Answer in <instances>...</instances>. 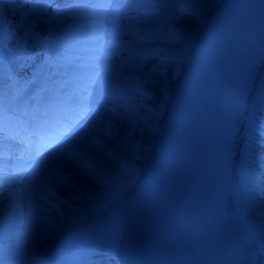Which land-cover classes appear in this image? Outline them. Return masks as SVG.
Wrapping results in <instances>:
<instances>
[{
    "label": "bare ground",
    "instance_id": "1",
    "mask_svg": "<svg viewBox=\"0 0 264 264\" xmlns=\"http://www.w3.org/2000/svg\"><path fill=\"white\" fill-rule=\"evenodd\" d=\"M174 2L178 3L180 0H174ZM254 2H256V0H212L210 4L191 6L193 9L203 10L196 13V18L192 15H185L181 18H177L171 11L172 5L164 6L154 4L151 3L150 0V2L126 4V8L124 9L127 11V15L119 17L112 22L106 21L103 25L104 31L100 33H97L93 26L87 23V16L85 19L82 18L77 20V18H71L65 15L62 18H56L50 25L46 26L43 23L38 25L35 31L37 35L42 36L40 43L36 44L34 41H29L28 47L23 53L19 51L23 37L22 30H20V38L17 39L15 45L12 44L13 41H6V48L3 53L4 65H8L10 62H20V66L24 64L30 68L38 69L39 72L43 71L47 75L48 80H53L58 75L63 77L66 71H71L72 68L80 66L81 61H83L85 57L90 53H95L94 50L97 47L98 37L104 41L103 51L109 53L107 43L112 37L109 35L108 30H114L117 26L124 29L116 35V40L119 44L128 45L133 48L139 46L140 48L138 49L143 50L158 48L163 54L160 59L165 61L164 65H168V68H166L167 79L165 81L166 94L161 93L160 86L158 85L156 88L152 89L153 95L150 97L134 95L135 102L148 109L147 111L140 112L143 121L138 125L140 130L136 133L134 141L129 140L126 143L123 142L121 138L124 136L123 129L127 128V123L111 118L110 121L112 125L117 126L116 128L121 129V131L118 136L110 137L114 143L109 144V148L106 146L101 150L102 152H111L114 154L112 157L104 156L106 162L102 160V162H105L103 167L106 168V172L103 173L101 168L97 166L93 174L89 175V169L86 165L88 160L90 158H95V156L91 154L88 157L83 156L80 160L81 171L79 174L71 173L65 178H61V183H64L63 186L59 188L56 184L54 188V190L57 189L56 194L64 199L73 197L71 200L72 209L60 204L57 200H53V203L57 204L65 213L67 210H73V207L75 205L77 206L80 201H84L88 203V206L81 205V207L78 208V213L90 215L93 210H96L104 203L108 202L107 200L109 199L110 192H114L115 189H118L121 183L126 184L128 180L137 177L143 169V163L147 155L150 153L154 135L156 132L160 131V121L162 117L160 113L164 110L165 105L172 97L173 90L178 80L181 78V70L184 68L183 64L189 61L190 57L193 56L194 47L190 45L196 37L197 39H201L202 34L209 29V38H203L205 47L201 62L199 63L198 69L195 71L194 77L198 82L199 94L209 80L210 67L212 64H210V62L218 52V48L227 32ZM17 6L18 4L13 2V0H0V12L5 13L6 18L10 21L13 18L19 19L18 16H15V9ZM19 11L24 10L19 9ZM50 15L52 16L53 13ZM129 16L133 19L129 20ZM146 23L152 25L159 24L166 30L171 29L173 25L177 27L183 26L185 31L179 34L174 40L170 41L164 38L167 36V31L150 35L149 31L145 29ZM130 26L132 28L131 31L128 30ZM49 27L52 29L51 33H49ZM176 53H178V55ZM128 55L129 51L127 47H118L115 49L114 53L109 55V59L117 60L118 64L125 68V61L128 59ZM29 56H34L35 58L29 60ZM154 62L155 64H153ZM143 63L144 71L147 72L158 63V59L156 57H147ZM8 68L4 67L3 70L0 69V80L7 75L6 71L10 70ZM263 73L264 68L262 74ZM115 76H120L115 83L117 87L114 91L117 93L126 92L130 86H133L131 84V74L129 72L126 71L120 74L112 71L107 74V77ZM140 79H143V76H141ZM2 83L4 82H0V84ZM106 83L113 86L111 81H106ZM147 88H151V86L147 85L146 89ZM110 97L114 99L113 96ZM121 97L123 98V102H121L117 108V112L126 111L124 94H121L120 98ZM118 101H120L119 98ZM154 101H156L157 104H155ZM196 116L194 120L190 117L187 120V124L192 123L191 126H194L197 123L199 113H196ZM84 124H86V122ZM100 128L103 129V127ZM105 132H107V130ZM88 139L91 138H86L85 140ZM67 140L69 142L70 137ZM103 141H105V139H103ZM189 142L190 139H188V144ZM129 146L131 150H128ZM58 152L65 159L72 155L71 152H68L67 149L62 147L53 152L52 155H56ZM115 156H119L120 160H117ZM41 165H44V163L41 162L38 167ZM5 167L11 169L13 165L9 164ZM63 168H67V160L61 161L57 165H48L47 172H58L59 175H62ZM69 170L72 171L73 169ZM0 172L6 175L5 170ZM117 172L121 173V177H112V174H116ZM179 173L180 171L175 172L166 186V202L167 211L169 213L177 207V201L180 197V180L179 177L176 176V174L179 175ZM241 179L242 181L238 180V185L244 181V177H241ZM66 180L68 182H66ZM97 183L99 185H97ZM65 184H69L71 187H64ZM82 184H86V186H82ZM4 204L7 205V199H4ZM48 210L50 213L54 212L51 208ZM6 211H9V207ZM2 217L3 213L0 212V219H2ZM248 223L242 221V224L245 226ZM259 223L260 219L258 221L253 220V224L259 226ZM248 226L249 225H247L246 231H248ZM245 239L258 248V242L253 243L248 237ZM257 239L259 240L261 238L258 237ZM30 242L31 244H29V247L33 248L34 245L37 246L33 240ZM104 264H119L116 254L114 252H109L107 261Z\"/></svg>",
    "mask_w": 264,
    "mask_h": 264
},
{
    "label": "snow or ice",
    "instance_id": "2",
    "mask_svg": "<svg viewBox=\"0 0 264 264\" xmlns=\"http://www.w3.org/2000/svg\"><path fill=\"white\" fill-rule=\"evenodd\" d=\"M13 2L19 4H39L41 7L15 12V16H18L19 19L13 18L11 21L6 18L5 13L0 12V69L2 70L4 68L3 53L6 48V41L12 42L19 39L20 30L23 31V37L19 51L23 53L27 49L29 41H34L36 44L40 43L42 36L37 35L35 29L41 23L46 26L50 25L57 17L65 16L69 13H77V18H80L79 14H85L88 18L87 23L92 25L97 33H100L104 31L103 25L106 21L112 22L119 17L127 15V11L119 7L120 5L144 3L150 2V0H18V2L17 0H13ZM61 2L71 4L72 7L60 8L57 6L50 8L53 15L49 17L48 12L43 6L59 5ZM151 3L164 6L172 5L171 11L177 18L185 15H192L196 18V13L203 10L193 9L191 6L210 4L212 0H180L178 3L174 2V0H151ZM128 18L129 20L133 19L130 16ZM145 29L149 31L150 35L167 31V36L164 38L170 41L185 31L183 26L177 27L173 25L171 29L166 30L159 24L152 25L147 23L145 24ZM123 30L118 26L114 30H108L112 39L107 43V47L110 54L114 53L118 47H127L129 51L128 59L125 61V69L131 74V84L133 86H130L124 93L126 111L116 112L113 110L112 112L113 120L125 121L127 123V128L123 129L124 136L121 138L126 143L129 140L134 141L136 133L140 130L138 125L143 121L140 112L148 110L145 106L135 102L134 95L150 97L153 95L152 89L158 85L160 86L161 93L166 94L165 81L167 79V73L164 67L165 61L160 59L163 55L160 49L143 50L119 44L116 40V35ZM128 30H132L131 26ZM51 32L52 29L49 27V33ZM103 47L104 41L98 37L94 57V72L97 73L99 65L95 62L98 61L100 56L106 55ZM176 54L178 55V53ZM147 57H156L158 63L152 69L145 72L143 61ZM34 58V56L28 57L29 60ZM141 76H143V79H140ZM147 85H150L151 88L146 89ZM88 87L91 89L88 93V103L94 107L99 103V97L104 91V79L96 78L89 83ZM250 101V103L248 100H244L243 102L247 112V116L244 118V127L243 129L235 128L232 132L230 139L224 145L223 159L225 165H228L229 161L235 160L238 156L239 164L236 167V171L244 177V181L235 186L230 195L248 199L252 202L259 199L264 204V123H256L257 113L264 111V79L258 83L254 93L250 94ZM4 103V94L0 92V115L3 114ZM120 131L121 129L116 128L112 124L109 125L107 132L102 129L98 130L96 137L81 141L78 150L66 158L67 164L71 169L78 170L81 167V158L89 152H96V157L90 158L86 165L89 169L88 174L92 175L104 156L112 157L114 155L111 152L101 151L103 149V139L105 137L118 136ZM71 134H74V131L66 135L70 136ZM237 137H239V143H237ZM59 143H62V141ZM128 150H131L130 146ZM55 151V146L48 145L46 151L40 153L39 160L36 164L22 176L16 174L6 176L0 173V212L3 213L8 208L4 204V199H7L10 205H14L13 228L17 236L19 235V225L25 217L30 224L33 216L37 214L44 220L45 226L41 232L42 238H46L52 232H59L63 227L65 213L57 204L53 203V200H57L60 204L71 207L73 197L64 199L54 192L57 178L59 177L58 172L48 173L46 170L38 167L40 162L46 160L44 157L51 156ZM254 163H258L262 171H257L252 167ZM5 180H9L11 184L17 185V188L23 189V195L15 191L11 186H6L3 183ZM249 184H251V187H249ZM64 187H71V185L65 184ZM5 192L8 193L7 197L3 196ZM25 198L27 199V203L23 202ZM252 207L253 204H249V211ZM25 208L28 209L27 213L24 211ZM49 208L55 211L56 215L60 217L61 222H57L49 216ZM257 215L261 218L259 226L257 224H249L248 236L253 243L258 242V249L255 257L250 258L247 264H264V260H261V257H264V210ZM258 237L261 239L258 240ZM35 259V254L31 249L22 251L19 245L16 248H4L2 254H0V260L3 261V264H33ZM90 264H93V262H90ZM95 264H99V262H95Z\"/></svg>",
    "mask_w": 264,
    "mask_h": 264
},
{
    "label": "rangeland",
    "instance_id": "3",
    "mask_svg": "<svg viewBox=\"0 0 264 264\" xmlns=\"http://www.w3.org/2000/svg\"><path fill=\"white\" fill-rule=\"evenodd\" d=\"M16 43H17V40H15V41L12 42L13 45H15ZM107 85H108V87H109L110 89H113L112 86H110L109 84H107ZM80 203H82V204H80ZM80 203H78L77 206L75 205V206L73 207V210H78V208H80L81 205H83V206H84V205L88 206V203H87V202L85 203L84 201H83V202L80 201ZM67 209H68V208H67ZM68 212H70V210H68ZM35 225H36L37 230L40 232V234H39V237H40L41 232L43 231L45 225H44V223H43L42 221L36 223ZM47 236H49V235H47ZM35 238H36V237H35ZM46 238H47V237H46ZM37 240L40 241L41 238H37ZM33 242L36 243V245L39 244L38 242H36V240H33ZM37 246H39V245H37ZM33 248H37V247H33ZM27 250H28V249H26L25 251H27Z\"/></svg>",
    "mask_w": 264,
    "mask_h": 264
}]
</instances>
